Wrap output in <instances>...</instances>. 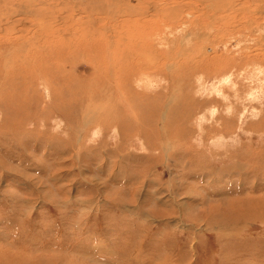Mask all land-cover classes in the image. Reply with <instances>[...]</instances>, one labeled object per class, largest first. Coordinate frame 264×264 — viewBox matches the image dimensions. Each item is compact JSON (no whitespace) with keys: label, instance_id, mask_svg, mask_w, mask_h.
Listing matches in <instances>:
<instances>
[{"label":"rangeland","instance_id":"rangeland-1","mask_svg":"<svg viewBox=\"0 0 264 264\" xmlns=\"http://www.w3.org/2000/svg\"><path fill=\"white\" fill-rule=\"evenodd\" d=\"M0 264H264V0H0Z\"/></svg>","mask_w":264,"mask_h":264},{"label":"bare ground","instance_id":"bare-ground-1","mask_svg":"<svg viewBox=\"0 0 264 264\" xmlns=\"http://www.w3.org/2000/svg\"><path fill=\"white\" fill-rule=\"evenodd\" d=\"M37 2H39V1H37ZM98 2H99V0H98ZM163 2V1H162ZM93 3V2H92ZM164 4V3H163ZM90 5V4H89ZM153 5V4H152ZM166 5V4H165ZM168 5V4H167ZM99 6L101 7V5H99L98 4V7L96 8L95 7V10H96V12H99L100 11V9H99ZM101 8H104V7H101ZM102 11V10H101ZM104 11H105V9H104ZM87 14V16H85V18H90V17H92L93 16V14H91L90 15V12H87L86 13ZM136 14H138V15H136ZM133 17L135 18V24L138 26V27H142L143 26V29H144V31H148V29H150V28H147V21H145V20H143V18L141 17V15H143V14H141V12L140 11H138V13H136ZM100 25V24H99ZM98 25V23H97V20L95 21V24L93 25V27H92V32H90V34L88 35L87 33H85V30L84 31H81V33H73V34H75V35H88L89 37H94V36H98L99 34H97V33H99L98 31H99V29H98V27H100ZM106 25V24H105ZM133 27V26H132ZM101 29V32H105V28L104 27H100ZM57 29V28H56ZM85 29V28H84ZM140 29H142V28H140ZM139 29V30H140ZM58 30V29H57ZM74 30V29H73ZM78 30V29H77ZM108 31V30H107ZM106 31V32H107ZM59 32V31H58ZM85 34H84V33ZM89 33V32H88ZM104 36V35H103ZM106 36V35H105ZM111 37V36H110ZM118 37H121V36H118ZM92 39V38H91ZM96 39V38H95ZM53 41L55 40V39H52ZM69 40V39H68ZM111 40H113V38L112 39H110L109 40V42H110V44L112 43L111 42ZM133 40H137V39H133ZM76 41V40H75ZM140 41V40H139ZM136 43H138V40H137V42ZM63 44V43H62ZM109 44V43H108ZM120 44V43H119ZM61 46H63V45H61ZM68 46V45H67ZM111 45H109V47H110ZM113 47V46H112ZM116 49V48H115Z\"/></svg>","mask_w":264,"mask_h":264}]
</instances>
